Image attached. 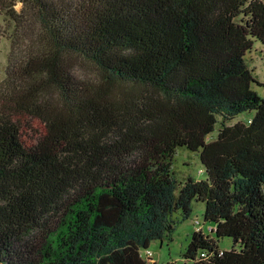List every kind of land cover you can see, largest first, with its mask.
Wrapping results in <instances>:
<instances>
[{
	"label": "trees",
	"instance_id": "16d2710c",
	"mask_svg": "<svg viewBox=\"0 0 264 264\" xmlns=\"http://www.w3.org/2000/svg\"><path fill=\"white\" fill-rule=\"evenodd\" d=\"M2 15L17 30L0 264H157L142 252L172 242L194 202L210 227L187 264H264V84L248 62L264 0H0ZM180 148L204 180L178 182Z\"/></svg>",
	"mask_w": 264,
	"mask_h": 264
},
{
	"label": "rangeland",
	"instance_id": "374dc122",
	"mask_svg": "<svg viewBox=\"0 0 264 264\" xmlns=\"http://www.w3.org/2000/svg\"><path fill=\"white\" fill-rule=\"evenodd\" d=\"M14 22L6 16H0V84L5 78L7 71L9 57L12 51V45L15 40L16 26ZM248 62L254 76L259 79V82L264 84V48L257 44V46L251 51L248 56ZM79 76L83 78H92L93 74L88 69H81ZM264 94V90H261ZM250 119L248 114L241 115L235 122H247ZM220 125L216 127V132L209 137V141L215 140L219 131ZM173 170L179 183H185L187 178L192 177L197 181L204 180L206 178L204 167L201 163L199 153H193L186 148H180L177 150L176 157L173 162ZM194 211L189 220L184 221L177 228L173 235V241L168 242L160 241L153 242L147 251L142 252L143 258H146L147 253L152 254V259L157 264H187L184 260L183 253L190 243L192 234L201 229L203 225L205 232H208L210 224L204 222L205 205L203 203L194 202ZM223 249H230L232 247V241L226 239L221 242Z\"/></svg>",
	"mask_w": 264,
	"mask_h": 264
}]
</instances>
